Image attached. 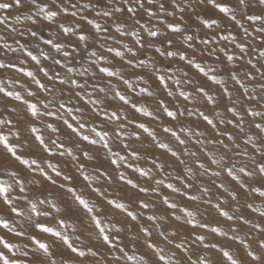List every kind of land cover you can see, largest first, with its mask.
<instances>
[{"label": "snow or ice", "instance_id": "6c2138e0", "mask_svg": "<svg viewBox=\"0 0 264 264\" xmlns=\"http://www.w3.org/2000/svg\"><path fill=\"white\" fill-rule=\"evenodd\" d=\"M13 7L31 24L11 27V43L0 35V56L14 54L0 70L25 78L0 79V229L16 238L0 235V264H67L61 249L99 256L72 226L84 219L111 264H264V50L253 47L264 45V0H0V11ZM198 9L193 32L183 21ZM46 157L67 158L84 187H66L76 177ZM97 160L91 171L82 162ZM114 180L132 197L109 199ZM49 185L62 194H45Z\"/></svg>", "mask_w": 264, "mask_h": 264}, {"label": "rangeland", "instance_id": "374dc122", "mask_svg": "<svg viewBox=\"0 0 264 264\" xmlns=\"http://www.w3.org/2000/svg\"><path fill=\"white\" fill-rule=\"evenodd\" d=\"M260 10H261L260 6H257L254 9V11H257V12L260 11ZM204 11H207L209 15H219L218 13L212 12V10H210V9H205ZM27 14H29V13L24 8L17 9V8L13 7L12 9H9L7 11H0V16H4V15L9 16V20L6 22L7 26L4 25V24H0V35H4L6 37H10L9 40H8V42H10V43L12 42L11 37L19 38L18 37V33H11L10 32V28L11 27H16L18 29V31H19V30H23L24 27L30 25L31 21H27V20L24 19V15H27ZM85 14L89 15V18H92V15H93L92 13H85ZM197 14H202V11L198 9L197 12H189L188 14L185 15V20L183 21V24L188 25L193 32H197L199 30V27H200L199 21H196V19H195ZM18 15L21 17L19 23H17V21L15 19V17L18 16ZM179 15L180 14L178 13L176 16L169 18L168 22L169 23H181V21L179 20ZM238 18H240V17L238 16ZM65 19H68V18L67 17H62L60 19V22H63V20H65ZM146 20H147V17H145L144 20L141 21V23H144ZM75 22L76 23H82L79 18H77L75 20ZM101 22H103V21H101ZM241 22L244 23L246 27L249 26L246 21L242 20ZM109 23H111V21H109ZM82 26L85 29L90 28V26H87L86 23L82 24ZM159 26L161 28L165 27L164 25H159ZM37 27L43 28L44 34L47 37V33H48L49 29L47 27H44L43 25H38ZM228 27L231 30H233V31H239L238 26H235L234 23H231V22L228 23ZM52 30L53 31L55 30V26H53ZM171 36H172V34L168 33L165 37H163V39H165V40L169 39V38H171ZM53 38H55V37H53ZM249 40L251 41V38H249ZM127 42H128V40H127V38H125V43H127ZM109 43L112 44L111 41ZM41 47H43V45H41ZM253 47L254 48L258 47V48H261L262 50H264V45H261L259 43V38L256 41L253 42ZM45 50L47 51L48 49H45ZM145 52H147L148 55L152 54V50L147 49V47L145 49ZM83 55H84V52L81 51L80 54L76 57V59L79 60L80 57L83 56ZM141 55H144V52H142ZM0 59H4L5 62H9V61L14 59V54L8 53V54H6L4 56H0ZM160 62L161 63H168V61H164V60H161ZM254 62H255V59H254ZM114 63H116L117 66H119L121 64L119 58H116ZM261 63H264V60H261ZM177 66H179V65H177ZM24 67L26 69H31L33 71H36V66L33 63H31V62L29 64L25 65ZM257 67H260V65L258 64ZM262 70H264V69H262ZM129 71H130V75L134 77L135 75H139L142 70H136L134 73L131 70H129ZM0 79H20L23 82L25 78H23L22 74L16 73L15 70L13 69V70H0ZM259 80H260V77H257V81H259ZM208 86L212 87L211 85H208ZM249 86L250 87L254 86V84H250ZM32 87L35 88L34 85ZM121 87L123 88L122 85H121ZM153 87H155V85H153ZM9 90H12V89H9ZM129 98L132 99L133 102H137V103L144 102V98L136 97L134 93H130L129 92ZM159 98L160 99H165L166 102H168L170 100V98H167L165 96V94H163L162 92H160ZM5 103H6V101L3 99L2 94H0V107H3V105ZM16 105L18 106L19 102H16ZM127 112L130 113V116H129L130 119H136V120L144 119V118L140 117L139 114L133 113V111L131 110L130 106L127 107ZM21 117H24L23 111H20L14 117V119H19ZM165 123H167V121H165ZM158 124H159V122L154 123L153 127H157ZM190 126L191 127H196L195 124H191ZM200 127H204V126L201 124ZM161 138L163 139V133L162 132H161ZM237 142H240V141L238 140ZM170 146H174V145H170ZM25 154L28 155L29 153H25ZM31 154L32 155H37V153H31ZM155 155L160 156V153L156 152ZM46 158L51 160L53 163L59 162L60 167L63 168L65 173L73 175L74 177H76V179L74 181V185H66V187L67 186H76L78 188L84 187V182L82 181V179H80L78 177V174L75 172V169L71 168L67 164V158H60V157H46ZM165 158L166 157H161V159H165ZM246 159L247 158H242L241 159V163L246 162ZM259 159H260V157L257 156V160H259ZM82 162L87 164V166L89 167L90 171H91L92 167L99 166V161L98 160L97 161H92V162H85V161H82ZM11 163L14 166H16V167H19V165H17L14 161H12ZM104 166L108 167L109 172L113 176H115V171L111 167H109L107 164H105ZM0 167H3V164H0ZM128 175H129L130 178L135 179V175L131 172V170H128ZM203 179L206 182H209L207 177H204ZM57 183L58 184L59 183H63V180L62 179H58ZM102 190H106L107 191L109 199L122 198L123 200L127 201L130 197H132V190L130 188L124 186L123 184H121L119 182H116L115 180L113 181V183L111 185H109L108 183H104ZM44 191H45V194H47V191H51V192H53L55 194H58V195L62 194L57 187H54V186H51V185H49L47 187V189H45ZM164 194L168 195L169 193L165 192ZM139 198L140 199H148V197H145V196H140ZM249 201H250V198H249ZM241 202L243 203V201H241ZM255 205L262 206L261 205V199H257L255 201ZM2 207L3 206L0 205V209H2ZM248 211H250V210H248ZM147 214H148V212H145V216ZM110 215H112L111 212H106V213H104V216L101 217V219H104L105 216H110ZM0 216H2V212H0ZM257 216H258V214H252V218L254 220L256 219ZM120 220H121V222H123V218L122 217L120 218ZM144 222L147 223L146 221H144ZM87 223H88L87 219H84L83 223H81L79 220H76L75 223L72 226L79 228L80 232L77 233V234L83 233L81 235V241H84L90 247L94 246V245L96 247H98L100 255L97 256V257H90L89 256V257H80L79 259H77L75 257V254H70L68 251H64L63 249L58 250V251L54 249V251H57V258L58 259L61 258L60 255H59V252L63 251V258L67 260V264H111V261L108 260V256L110 255V253L108 252L106 247L103 246L102 244H100L99 241H97L95 239L94 235H92L91 238L86 239L87 237H89V230L87 228H85V225ZM247 230H248V226H246L242 231H247ZM68 234L71 236V228L68 229ZM182 234L183 235H187V232H184V230L182 229ZM0 235H6V230L0 229ZM6 238L12 240L13 242H15V240H16V238L14 236H12L11 234H7ZM72 238L74 239V237H72ZM214 239H216V238L213 237L212 235H209V240L210 241H212ZM219 239L221 241L225 240V238H219ZM76 246L77 247H81L82 245H81L80 242H76ZM228 247L230 248V250L233 253H239L242 256L244 255L243 250L239 248L238 242L232 243V244L228 245ZM0 248H2V245H0ZM94 250H96V249L94 248ZM18 255H19V253H17V256ZM101 257H103V259H101ZM193 258H195V257H193Z\"/></svg>", "mask_w": 264, "mask_h": 264}]
</instances>
